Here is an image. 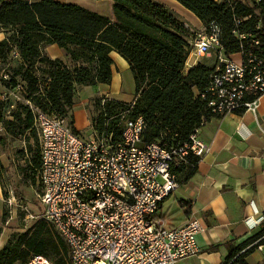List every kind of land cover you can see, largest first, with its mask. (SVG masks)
Returning <instances> with one entry per match:
<instances>
[{"label":"trees","instance_id":"1","mask_svg":"<svg viewBox=\"0 0 264 264\" xmlns=\"http://www.w3.org/2000/svg\"><path fill=\"white\" fill-rule=\"evenodd\" d=\"M209 27L220 25L226 54L240 52L241 40L234 32H247L259 44L248 45L264 56V0H178ZM113 16L77 3L59 0H0V28L11 30L10 37L0 40V59L18 53L17 65L5 80V98L12 99L18 86L22 100L6 119L0 111V122L16 134L30 132L36 144L39 136L31 106L71 118L74 99L80 86L110 84L118 52L129 64L136 86L133 104L102 98L93 99L90 110L92 126L98 133H110L120 139L124 118L142 116L146 123L144 142H184L204 119L215 116L201 92L208 85L213 66L199 62L187 68L193 50L190 31L169 9L154 0H111ZM13 44L10 45V41ZM57 44L70 57L71 64L45 54V47ZM12 49H11V47ZM3 88V86H2ZM11 95V96H10ZM10 103V102H9ZM69 119V118H68ZM72 125V120L69 119ZM73 126V125H72ZM28 137V141L30 139ZM32 150V145L28 143ZM33 159L37 175L41 154ZM199 157L191 165L173 169L178 176L189 177L197 169ZM29 162L32 163L31 160ZM3 165L0 163V174ZM1 177V176H0ZM177 180L179 178L177 177ZM180 207L188 215L189 202L181 199ZM170 216L161 214L166 223ZM264 236V227L253 237L230 250L226 264H249L247 257L256 244L238 252L256 238ZM264 243V237L260 241ZM35 255L53 258L56 264H71L67 243L55 226L37 221L34 230L10 240L0 249V264H22ZM49 258V259H50Z\"/></svg>","mask_w":264,"mask_h":264},{"label":"built area","instance_id":"2","mask_svg":"<svg viewBox=\"0 0 264 264\" xmlns=\"http://www.w3.org/2000/svg\"><path fill=\"white\" fill-rule=\"evenodd\" d=\"M234 32L241 50L232 54L225 53L222 30L215 22L193 38L194 54L210 56L216 51L210 81L201 92L214 115L256 114L264 96V56L246 48L259 40L247 32ZM19 91L21 86L15 90L21 99ZM31 107L41 146V217L67 243L71 264H178L200 251L196 235L205 229L200 218L175 227L160 215L163 203L179 186L173 169L191 165V157L201 158L210 151L199 135L207 119L182 143H146L142 116L123 115L120 139L113 131L93 130L85 137L68 117ZM263 219L247 221L255 226ZM22 264L56 263L35 255Z\"/></svg>","mask_w":264,"mask_h":264},{"label":"crops","instance_id":"3","mask_svg":"<svg viewBox=\"0 0 264 264\" xmlns=\"http://www.w3.org/2000/svg\"><path fill=\"white\" fill-rule=\"evenodd\" d=\"M59 1L85 5L81 4L85 0ZM101 1H106L104 7L107 12L95 11L112 17L111 0ZM154 1L169 9L190 32L204 27L203 22L192 11L184 9L178 0ZM4 38L5 35L0 32V40ZM15 53L19 58V54ZM45 54L71 64L70 57L57 44L47 45ZM111 56L114 60L111 83L80 86L74 99L69 119L73 122V128L85 137L94 130L88 108L93 99H113L133 104L137 97L136 92L132 99H125L122 95L124 73L129 71L130 66L118 52L112 51ZM199 57L192 52L187 68L199 62L208 65L200 61ZM199 135L209 145L210 151L199 159L197 169L191 176H177L179 186L163 203L161 214L169 213V210L166 211V203L175 198L178 212L166 224L178 227L192 218H200L205 225V229L196 235L200 251L179 260L178 264H226L232 248L247 241L264 227V219L255 226H252V221H247L248 217L256 220L264 216V96L256 114L240 111L212 116L202 125ZM181 199L189 202L188 215L180 207ZM263 237L254 239L238 252L241 254L257 245L246 258L249 264H264V243L260 242ZM227 264H231V261Z\"/></svg>","mask_w":264,"mask_h":264},{"label":"rangeland","instance_id":"4","mask_svg":"<svg viewBox=\"0 0 264 264\" xmlns=\"http://www.w3.org/2000/svg\"><path fill=\"white\" fill-rule=\"evenodd\" d=\"M81 4H85L84 6L92 10H100L104 14L107 12V8L104 7L106 6V1L85 0ZM182 7L187 9L185 6ZM194 16L196 17L195 14ZM0 32L5 35V38L10 37L12 34V31L6 28H0ZM196 32L189 33L191 41ZM12 44L13 41L11 40L10 45ZM235 58H239V55H235ZM199 59L208 63L209 66H213L216 62V51L213 50L210 56H200ZM17 63V57L12 53L10 54V52L7 57L0 59V111L6 119L14 118L13 113L19 106L18 102L23 99L22 96H20L21 99H18L14 95L12 99L7 100L10 103L1 101L6 93L4 92V79L9 78V73ZM6 73L8 74V78L4 77ZM135 92V81L129 69V71L124 73L122 95L125 99H132ZM88 108L89 110H94L93 100L89 103ZM16 131V134L8 132L4 123L0 122V163L3 165L0 174L2 186V197L0 199V249L10 240L19 239L23 233L30 234L34 230L37 221L42 219V207L39 200V173L37 175V168H34L35 163L33 160L37 159L36 156L41 154L40 138L37 146L34 137H30V132L21 133L18 125L16 126ZM37 134L39 136L38 130ZM28 137H30L29 141L27 140ZM28 143L32 145V150L29 149ZM176 204L175 198L166 203V211L169 210V213L167 212L170 216L169 218L177 214ZM50 259L54 260L53 258Z\"/></svg>","mask_w":264,"mask_h":264}]
</instances>
